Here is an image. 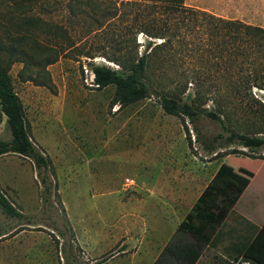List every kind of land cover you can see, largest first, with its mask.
<instances>
[{
    "label": "rangeland",
    "instance_id": "374dc122",
    "mask_svg": "<svg viewBox=\"0 0 264 264\" xmlns=\"http://www.w3.org/2000/svg\"><path fill=\"white\" fill-rule=\"evenodd\" d=\"M125 3L0 0V61L8 68L31 141L49 161L41 176L50 188L43 193L29 159L0 156V192L25 216L19 221L0 212V225L12 230L0 238V264H125L120 241L139 238L142 216L147 226L160 221L149 211L150 201L142 210L133 200L123 211V200L168 190L178 196L189 189L173 204L175 212L163 216L161 225L169 233L218 170L247 190L227 225H243L242 214L255 226L264 221V148L228 144L217 139L227 134L216 121L203 116L193 123L159 105L160 95L175 94L200 111H225L228 131L264 139V92L253 89L247 98L237 97L235 64L230 56L223 59L220 40L211 39L208 28L184 32L181 39L188 44L182 50L177 47L183 42L173 51L153 52L150 97L119 108L113 105L114 86L98 90L94 85L93 66L120 71L106 60L116 50L109 41L135 40L139 54L152 41L129 28L140 7ZM184 6L264 28V0H184ZM65 29L76 45L60 54ZM30 39L46 55L32 53ZM48 55L57 58L46 66ZM195 93L202 98L195 100ZM0 139H10L1 111ZM125 178L134 186L125 188Z\"/></svg>",
    "mask_w": 264,
    "mask_h": 264
},
{
    "label": "trees",
    "instance_id": "16d2710c",
    "mask_svg": "<svg viewBox=\"0 0 264 264\" xmlns=\"http://www.w3.org/2000/svg\"><path fill=\"white\" fill-rule=\"evenodd\" d=\"M130 5L136 3L138 15H135L129 28H136L140 33L152 41H148L142 54L138 53V45L135 40L109 41L108 45L116 50L106 56V60L116 64L120 71L107 66H93V83L98 90L108 86H114L116 92L113 105L119 108L129 106L135 102L150 97L152 82L149 81V58L154 51L170 52L175 50V44L184 43V32H191L192 27L208 28L211 39L218 42L223 59L230 56L235 64L234 76L237 86L234 92L240 99L247 98V92L253 89L264 92V28L245 24L238 20H228L206 12L194 10L184 6V0H123ZM206 30V29H205ZM67 30H62V41L59 43L57 53L64 54L76 45L71 37L67 36ZM55 34L56 36V32ZM160 41L155 44L153 41ZM32 42L31 52L45 54ZM19 43V40L16 41ZM123 44V45H122ZM188 43L178 46L177 49L187 47ZM17 45V44H16ZM230 49L232 51H228ZM50 54L51 49H46ZM182 50V49H181ZM24 56L23 53H20ZM53 54V53H52ZM84 57H91L90 53ZM51 56V55H50ZM193 56V55H192ZM57 57H49L45 65L56 61ZM23 58L21 62L31 60ZM224 63V62H223ZM226 63V61H225ZM242 86V87H241ZM249 96V95H248ZM202 96L195 93V100ZM159 105L163 111L172 116L188 119L196 123L200 117H207L220 124L227 135H218L217 139L224 140L228 144H239L244 148H264V139L251 137L244 134H236L228 131L223 120L227 117L225 111L199 110L192 104L182 102L175 94L160 95ZM216 97L210 101L217 105ZM0 111L6 118V127L10 134L8 141L0 139V156L16 154L29 159L41 176L49 168L48 159L32 143L28 134L22 105L14 92L8 68L2 66L0 61ZM264 133V132H263ZM43 193L49 191L46 179L40 177ZM244 187L227 176L221 170L216 171L211 180L200 193L190 211L180 222L174 235L163 248L153 264H196L204 247L211 241L217 227L221 226L228 216L231 208L238 201ZM0 212L9 219L23 220L25 216L9 201L8 197L0 192ZM12 230L4 229L0 225V238L9 235ZM238 256L253 264H264V223L258 229L254 238L249 239L237 250ZM111 257L113 255H110ZM107 260L104 259V262Z\"/></svg>",
    "mask_w": 264,
    "mask_h": 264
},
{
    "label": "crops",
    "instance_id": "0c3cea01",
    "mask_svg": "<svg viewBox=\"0 0 264 264\" xmlns=\"http://www.w3.org/2000/svg\"><path fill=\"white\" fill-rule=\"evenodd\" d=\"M184 186H190V184L184 183ZM187 190L186 188H184L182 190V193L178 194V196H176L177 194L174 193L173 190H168L165 193L147 194L145 196V199H141L138 196H135L134 199L130 198L126 201L123 200V211H128L132 207L131 201L133 200L140 202V204H143L141 206L142 210L147 208V201H150V203H153V205L151 207V210L149 211H155L154 216L155 218L158 217V220L160 221V223L155 226H150L149 223V226H147L145 223L146 218L142 216V218H140L141 226L137 231V233L139 234V238L136 239L134 243L130 238L120 241L119 253H121L122 255H127L125 257V264H153L168 241L174 235L176 228L178 227L180 222L184 219H181L176 224V226L168 233L167 228L161 225V222L166 221L163 216L168 214L169 212H175V207L173 206V204L176 206L177 200L186 197ZM246 191L247 190L244 187V190L238 201L231 208L228 216L221 224V226L217 227L211 241L204 247L201 256L196 264H253L252 262L242 258L241 256H238L237 250L239 249L240 245H242L249 239L254 238L258 229L262 227L264 221L260 226H255L252 225L253 222L249 217L250 215L242 214V216L247 219L243 220V225H227L228 220H233L234 218H236L233 214L234 212H236L235 209L240 204V199L242 198V195L244 193L246 194ZM251 193H253L256 197L258 196L259 190H257V188H254Z\"/></svg>",
    "mask_w": 264,
    "mask_h": 264
},
{
    "label": "built area",
    "instance_id": "2783aa9c",
    "mask_svg": "<svg viewBox=\"0 0 264 264\" xmlns=\"http://www.w3.org/2000/svg\"><path fill=\"white\" fill-rule=\"evenodd\" d=\"M123 186H124L125 188L133 187V186H134V180L129 179V178H125V179H124V182H123Z\"/></svg>",
    "mask_w": 264,
    "mask_h": 264
}]
</instances>
